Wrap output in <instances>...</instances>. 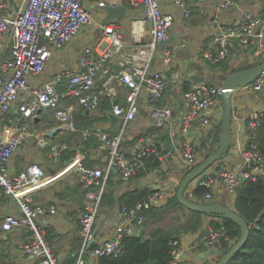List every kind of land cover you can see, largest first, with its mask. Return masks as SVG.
Masks as SVG:
<instances>
[{
	"label": "built area",
	"instance_id": "built-area-1",
	"mask_svg": "<svg viewBox=\"0 0 264 264\" xmlns=\"http://www.w3.org/2000/svg\"><path fill=\"white\" fill-rule=\"evenodd\" d=\"M126 2L144 11V19L150 22L148 30L132 28L133 47L124 50L125 38L122 25L117 19L107 22L95 17L92 7L104 10V6ZM195 0H173L181 7L183 15L191 13V3ZM234 0H223L222 6H230ZM173 16L162 10L159 0H26L16 9H7L6 0H0V122L17 102L22 119H32L40 110H53L59 126L67 130H76L77 120L66 107L62 99L75 100L86 110H96L103 95L112 96V87L97 89L96 80L107 74L109 67L106 59L113 53L119 55L121 69L116 79L126 88V105L112 102L113 113L121 119V128L117 133L100 131L98 137L107 150L106 164L103 167L88 166L82 161L80 153L74 155L68 164L57 174L48 175L36 162L27 164L21 170L10 172L8 160L14 151L30 134L26 123L17 121L0 127V195L12 196L19 207L20 214L7 213L1 226L4 230L20 227L31 230L20 244L22 252L33 258L34 264H60L58 257L46 239L45 229L40 218L56 210L54 204H41L32 199L33 191L51 183L65 170L76 167L78 181L87 186L84 193V208L80 218L81 244L74 264H88L89 258L97 259L104 255L118 256L124 248L122 237L132 234L133 230L124 222L134 219L139 224L146 221L143 208L150 204L159 205L162 195L152 191L137 200L133 205L123 204L121 216L123 223L113 237L91 245L93 223L99 211L106 185L113 170H117L121 180L125 181L139 172L144 158L154 156L163 158L173 152L159 150L152 144L151 136H140L134 140L129 151L121 147V136L128 121L138 112V95L143 86L151 105L150 117L153 125L160 126L172 115L169 105L160 104L166 79L158 70L151 69L157 45L168 39ZM93 22L102 30V36L96 45H84L79 51L77 69L65 68L56 72L51 79L32 87L29 77L40 73L49 59L52 48L61 47L84 24ZM216 49L205 51V57L212 63L219 62L231 53L233 40L243 47L254 46L255 54L264 53V8L259 11L245 10L231 19L215 36ZM168 57L165 58V62ZM64 82L59 91L57 84ZM253 91L260 92L264 98V70L249 84ZM221 86L199 81L186 93L187 109L182 114L181 128L187 129L193 122H209V114L216 99L221 94ZM262 109L251 110L247 119L248 138L240 149L242 163L236 167H226L215 163L211 170L201 174L196 183L206 188L205 198L212 197V187L220 178L227 190L235 193L236 187L245 180H255L264 176V156L257 148L256 136L261 124ZM87 134L83 133V138ZM187 166L197 163V146L190 140H183L175 147ZM229 241L225 226L208 225L197 239L196 245H204L210 250H225ZM169 264H214L213 258L198 261L181 257L179 240L170 242ZM231 244V243H230Z\"/></svg>",
	"mask_w": 264,
	"mask_h": 264
},
{
	"label": "crops",
	"instance_id": "crops-1",
	"mask_svg": "<svg viewBox=\"0 0 264 264\" xmlns=\"http://www.w3.org/2000/svg\"><path fill=\"white\" fill-rule=\"evenodd\" d=\"M26 0H6L7 9H16ZM223 0H195L191 3V13L185 17L181 7L173 0H159L161 8L173 16L169 28L167 45L164 42L157 45L151 61V69L158 70L166 79V87L160 104L169 105L172 115L169 120L160 126H155L150 117V103L147 98L145 86L138 95V112L127 122L121 136V147L127 151L140 136H151V143L165 152L173 153L159 159L154 156L144 158L143 166L137 174L128 180H121L117 170H113L108 179L99 211L93 223L91 245H97L105 239L114 236L123 223L121 207L126 195L144 197L152 191L162 195L159 205L150 204L155 209L146 216L143 224L129 219L124 223L131 227L132 234L142 233L149 236L150 230L157 225L169 227L178 224V219L184 217L183 212L166 204L167 199L175 194L178 184L183 176L193 166H187L175 147L183 140H190L197 146V163L202 161L211 151L213 145H218L219 134L222 129L224 101L218 96L209 114V122H193L187 129L181 127L182 114L187 109L185 93L204 77L205 82L221 86L225 76L233 70L251 66L257 62L260 54H255L254 46L243 47L237 40L231 44V53L219 62L212 63L205 57V51L213 52L216 49L215 36L231 19L245 10L259 11L264 8V0H234L230 6H222ZM126 13L117 19L122 25L125 46L129 51L133 47L134 38L132 28L148 30L150 22L144 19V11L140 7H133L126 2ZM95 17L102 20L105 11L91 8ZM139 29V28H138ZM102 36L101 28L93 23L84 24L61 47L52 48L51 55L43 70L29 77L32 87L42 81L51 79L53 75L65 68L77 69L79 51L84 45H96ZM168 61L165 62V58ZM119 55L113 53L106 59L109 67L107 74L96 80L97 89L112 87L115 94L103 95L96 110H86L75 100L62 99V104L71 106V113L77 120L76 130H65L59 126L53 110H40L32 119H22L17 108V102L12 104L11 110L6 114L0 127L13 122L21 121L27 124L29 135L18 146L8 160L10 172H16L31 162H36L48 175L57 174L71 160L80 153L82 161L88 166L103 167L106 164L107 150L102 146L98 137L100 131L110 134L119 132L121 119L112 111V102L122 106L126 105V88L116 79L121 64ZM57 88L62 91L64 82L58 83ZM264 98L260 92L253 91L249 85L237 87L233 92V105L230 121L233 141L226 156L216 163L226 167H236L242 163L240 149L248 138L247 117L251 110L263 109ZM58 128L50 134L51 130ZM87 134L83 138V133ZM156 146V147H157ZM196 163V164H197ZM207 170H211V167ZM201 176V175H200ZM199 176V177H200ZM196 182L198 181V178ZM196 185V184H195ZM194 185V186H195ZM193 185H188L185 194L195 201H204V196L197 199L193 194ZM87 186L78 181V170L72 167L59 173L55 179L37 190L33 191L32 199L41 204H54L55 212L43 215L40 220L45 229L46 239L53 247L60 264H74L76 254L81 244L80 218L84 208V193ZM145 193V194H144ZM212 199L234 207L235 194H231L223 181L219 178L212 187ZM141 198L137 199L140 200ZM136 200V201H137ZM19 215L20 210L16 200L7 194L0 195V264H34L31 256L22 252L20 244L27 230L14 227L4 230L1 221L5 214ZM212 220L221 221L218 215L202 213V225L194 232H182L179 237L181 257L198 261L218 256L212 252L206 253L210 248L196 245L198 235L211 225ZM97 259L89 258L88 264H96Z\"/></svg>",
	"mask_w": 264,
	"mask_h": 264
},
{
	"label": "trees",
	"instance_id": "trees-1",
	"mask_svg": "<svg viewBox=\"0 0 264 264\" xmlns=\"http://www.w3.org/2000/svg\"><path fill=\"white\" fill-rule=\"evenodd\" d=\"M262 110L256 142L259 152L264 156V108ZM205 191L206 188L199 183L193 188V194L197 199L202 197ZM234 194V208L247 221L249 232L243 245L225 264H264V176L242 181L236 187ZM141 196L143 193L128 194L124 197L123 203L131 206ZM166 204L183 212L184 217L178 219V224L169 227L154 226L148 237L142 233L125 234L122 237L123 252L116 257L101 256L97 258L96 264H169L170 242L179 239L182 232L197 231L202 225V212L187 209L180 204L175 194L167 199ZM153 209L154 206H146L143 208V213L150 215ZM210 224L215 227L222 225L228 229L229 241H226L225 248L240 233L239 225L230 218H222L221 221L212 220Z\"/></svg>",
	"mask_w": 264,
	"mask_h": 264
},
{
	"label": "water",
	"instance_id": "water-1",
	"mask_svg": "<svg viewBox=\"0 0 264 264\" xmlns=\"http://www.w3.org/2000/svg\"><path fill=\"white\" fill-rule=\"evenodd\" d=\"M105 14L102 18V22H107L113 19H120L126 13V5L122 3H116L113 5L104 6ZM170 38L164 41V45H167ZM264 70V53L257 59V62L251 66L236 69L228 73L221 84V98L224 101V110L222 117V129L218 136L219 142L216 146L213 145L209 154L200 162L195 164L192 168L186 172L177 186L175 195L184 207L190 210H197L202 213L216 214L220 219L230 218L234 220L240 228L238 237L225 249H212L206 253L212 252L218 256L214 264H225L243 245L249 232V226L245 218L237 212L233 206L221 202H214L212 198L204 201L192 200L185 194V190L188 185H195L196 179L208 168L215 165V163L224 158L233 141L232 126L230 121L231 108L233 105V92L237 87H243L249 85L255 78ZM199 80L203 81L204 77L201 76ZM58 128L51 130L50 134L57 131ZM157 146V145H156ZM159 149V147L157 146ZM70 161V160H69ZM31 230H27L26 234H30Z\"/></svg>",
	"mask_w": 264,
	"mask_h": 264
},
{
	"label": "bare ground",
	"instance_id": "bare-ground-1",
	"mask_svg": "<svg viewBox=\"0 0 264 264\" xmlns=\"http://www.w3.org/2000/svg\"><path fill=\"white\" fill-rule=\"evenodd\" d=\"M140 27H141V24L140 23H137V28L140 29Z\"/></svg>",
	"mask_w": 264,
	"mask_h": 264
}]
</instances>
